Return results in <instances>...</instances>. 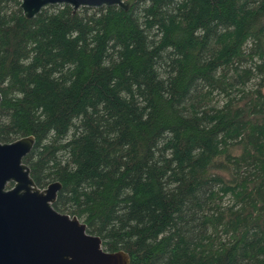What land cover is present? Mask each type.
Instances as JSON below:
<instances>
[{"label": "trees", "instance_id": "obj_1", "mask_svg": "<svg viewBox=\"0 0 264 264\" xmlns=\"http://www.w3.org/2000/svg\"><path fill=\"white\" fill-rule=\"evenodd\" d=\"M0 95V141L35 138L30 176L105 250L264 264V0H0Z\"/></svg>", "mask_w": 264, "mask_h": 264}, {"label": "water", "instance_id": "obj_2", "mask_svg": "<svg viewBox=\"0 0 264 264\" xmlns=\"http://www.w3.org/2000/svg\"><path fill=\"white\" fill-rule=\"evenodd\" d=\"M137 1L20 0V8L32 19L47 5H70L74 12L112 6L127 11ZM34 143L32 135L0 141V264H130L126 251L105 250L100 236L88 233L76 215L53 208L61 184L38 187L23 162Z\"/></svg>", "mask_w": 264, "mask_h": 264}, {"label": "rangeland", "instance_id": "obj_3", "mask_svg": "<svg viewBox=\"0 0 264 264\" xmlns=\"http://www.w3.org/2000/svg\"><path fill=\"white\" fill-rule=\"evenodd\" d=\"M227 199H225V202H226Z\"/></svg>", "mask_w": 264, "mask_h": 264}]
</instances>
